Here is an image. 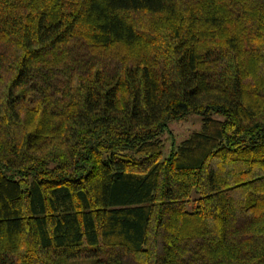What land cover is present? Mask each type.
<instances>
[{"label": "trees", "instance_id": "obj_1", "mask_svg": "<svg viewBox=\"0 0 264 264\" xmlns=\"http://www.w3.org/2000/svg\"><path fill=\"white\" fill-rule=\"evenodd\" d=\"M0 264H264V0H0Z\"/></svg>", "mask_w": 264, "mask_h": 264}, {"label": "rangeland", "instance_id": "obj_2", "mask_svg": "<svg viewBox=\"0 0 264 264\" xmlns=\"http://www.w3.org/2000/svg\"><path fill=\"white\" fill-rule=\"evenodd\" d=\"M200 117L190 114L184 119L173 120L168 123V129L161 135L163 148L161 158L167 156L173 146L186 138L192 131L200 128ZM195 194H193V197Z\"/></svg>", "mask_w": 264, "mask_h": 264}]
</instances>
